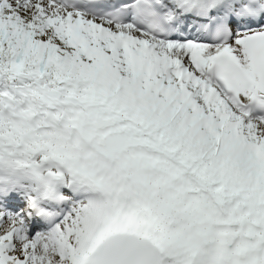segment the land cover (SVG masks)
<instances>
[{"label":"snow or ice","instance_id":"1","mask_svg":"<svg viewBox=\"0 0 264 264\" xmlns=\"http://www.w3.org/2000/svg\"><path fill=\"white\" fill-rule=\"evenodd\" d=\"M0 264H264V0H0Z\"/></svg>","mask_w":264,"mask_h":264}]
</instances>
